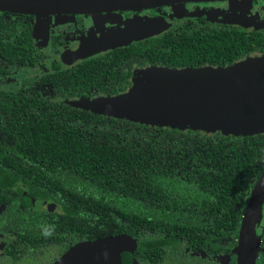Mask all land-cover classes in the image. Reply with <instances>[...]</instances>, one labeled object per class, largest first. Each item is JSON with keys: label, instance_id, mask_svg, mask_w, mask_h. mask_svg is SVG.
<instances>
[{"label": "trees", "instance_id": "1", "mask_svg": "<svg viewBox=\"0 0 264 264\" xmlns=\"http://www.w3.org/2000/svg\"><path fill=\"white\" fill-rule=\"evenodd\" d=\"M15 35L4 29L0 37L10 40ZM244 44L238 32L187 21L82 62L73 69L77 92H123L132 84L133 69L144 65H231L241 57L235 51ZM6 46L4 57H29L19 42ZM105 78L110 79L107 85ZM0 97V130L6 132L0 137V182L50 180V190L61 194L57 199L66 206V220L81 222L85 230L96 226L93 240L118 234L136 238L134 256L149 264L165 260V248L176 249L181 238L211 254H228L236 247L248 174L264 168V134L235 138L216 132L206 138L191 129L102 117L48 101L38 89ZM7 133L11 142L5 139ZM250 155L259 169L245 172L250 164L243 160ZM29 189L48 193L43 185L29 183ZM19 204L14 201L10 207L26 209ZM257 238L262 240L259 234Z\"/></svg>", "mask_w": 264, "mask_h": 264}, {"label": "flooded vegetation", "instance_id": "2", "mask_svg": "<svg viewBox=\"0 0 264 264\" xmlns=\"http://www.w3.org/2000/svg\"><path fill=\"white\" fill-rule=\"evenodd\" d=\"M226 1L228 4H223ZM228 1L229 0L187 2L185 5H176L174 9L171 6H162L142 10H123L75 15H34L0 10V35H3L4 29L8 30L9 33L14 32L16 34L15 38L12 39L10 37V40H8V37H0V96L11 95L21 89H38L42 97L48 101L62 102L71 107L86 110L102 117H110L109 115L95 113L72 104L73 101L80 100L81 98L94 99L100 96L110 97V92L101 91L99 89L87 90L88 95L86 96L77 92L76 78H74L75 73L73 69H76V66L81 65V63L86 60H91L103 54L106 55V53L109 54V52L113 50L136 45L146 39L158 36L165 31L158 35L133 41L128 45L108 49L84 58L74 59L69 63L63 61L62 56L66 51H75L88 41H97L119 28H124L133 22L144 21L146 19L173 16L172 27L170 29L183 25L188 21L195 27L213 26L222 30L229 29L233 32H238L245 44L235 51L236 53H241V57L236 59L234 63L247 57L264 55V0H253V5H249L250 2H244L242 0H236V3L231 2V4L230 1ZM218 6L225 7L228 12L240 14L239 21L231 22L229 21V17L223 18V16L210 17L203 14L191 16L186 14L195 9L216 8ZM100 16L103 17L100 18ZM102 20L104 23H99ZM18 29H20V32H18ZM16 36H18V40H16ZM20 36L22 37L20 38ZM9 41L11 44L19 42L20 47L26 49L27 53H29V57H27L25 61L18 60V56L15 59L11 56L4 57L5 48H9H7L6 43ZM148 66L150 65L134 68L130 81H132L136 69ZM28 74H30V76L26 78ZM15 75H17V77H15ZM30 80H32V82L27 84ZM109 82L110 79H106L103 85H107ZM65 86L69 87V91H64L62 89ZM50 87L52 91H50ZM2 98L3 97H0V106L2 105ZM192 132H196L198 136L201 137L206 136V138L216 134V132L208 133L199 130H194ZM2 133L6 132L0 130V137L3 136L1 135ZM258 134H264V132L252 135H224L237 138ZM5 139L11 142V135L7 133ZM187 155L186 153V156ZM243 161L246 162L247 166L250 164V167H248L245 172H249L250 169H259V165L255 164L257 159L254 160L252 155L248 156V158H245ZM252 162H254V164H252ZM13 170L14 168L10 167V171ZM263 171L264 168H262L257 175L248 174L250 182L247 187L248 195L244 200L245 206L243 208L244 211L241 221L248 205L253 186ZM29 183L37 184L38 187L41 185L45 186L48 193L45 192L43 194L41 192L38 195L31 193ZM49 183L50 180L36 181L12 179L9 181L8 179H1L0 264H53L72 248L79 246L83 242L92 241V237L97 236L98 230L96 226L91 228L88 227V229L85 230L81 222L66 220L64 214V207L66 206L57 199L61 194H54L48 186ZM14 201L20 203L19 205L21 206L26 205V209L21 212L11 209L10 205L14 204ZM241 205L243 206V204ZM239 209H241V207ZM35 212H37V216L32 215ZM222 213L227 214L225 207H223ZM62 218H64L63 224ZM257 234L262 236V240L259 242L260 246L264 248V205L262 209V219L257 225ZM180 243L181 244L176 246V249L165 248L167 256L165 260L158 264H220V261L215 257L224 254V252L211 254L207 248L190 245L184 242L182 238L180 239ZM178 248H180V254L178 253ZM202 253H206V255ZM184 254H186V256H184ZM135 258L140 264H149L142 261L140 258ZM263 258L264 250L258 251L257 264H263ZM176 259L178 261H176Z\"/></svg>", "mask_w": 264, "mask_h": 264}, {"label": "water", "instance_id": "3", "mask_svg": "<svg viewBox=\"0 0 264 264\" xmlns=\"http://www.w3.org/2000/svg\"><path fill=\"white\" fill-rule=\"evenodd\" d=\"M197 1L214 0H0V10L34 15H75L176 7ZM172 18L133 22L102 39L88 41L75 51H66L62 59L69 63L158 35L172 27ZM138 70L134 71L133 85L128 91L110 98H81L72 104L115 118L180 130H220L224 134L252 135L256 133L245 127L264 129V55L247 57L226 66H148ZM263 205L264 171L253 186L238 242L231 252L237 256V264H257V225L262 219ZM137 247V239L128 234L108 236L81 243L53 264H140L134 257Z\"/></svg>", "mask_w": 264, "mask_h": 264}, {"label": "rangeland", "instance_id": "4", "mask_svg": "<svg viewBox=\"0 0 264 264\" xmlns=\"http://www.w3.org/2000/svg\"><path fill=\"white\" fill-rule=\"evenodd\" d=\"M229 2V1H228ZM233 2H235L236 3V1H233ZM250 3H249V5H253V0H251V1H249ZM223 4H228L227 3V1L225 2V3H223ZM230 4H231V1H230ZM172 8L174 7V6H171ZM174 8H176V7H174ZM186 13V12H185ZM187 15H191V16H194V15H199V14H203V15H206V16H223V18H226V17H229L230 19H229V21H231V22H237V21H239V19H240V14H236V13H231V12H228L227 10H226V8L225 7H216V8H212V7H209V8H204V9H200V10H194V11H191L190 13L188 12V13H186ZM103 16H100V18H102ZM96 19V18H95ZM99 23H104V21L102 20L101 22H99ZM260 55H258V57H259ZM262 56V55H261ZM144 68H147V67H144ZM138 69H143V68H138ZM138 69H136L135 71H139ZM22 76V75H21ZM30 76V74H28V75H26V78L27 77H29ZM12 77V76H11ZM15 77H17V75H15ZM134 77V76H133ZM12 78H14V77H12ZM30 82H32V80H30V81H28V83L27 84H30ZM132 84L130 85V87L128 88V89H126L125 91H123V92H126V91H128L131 87H132V85H133V78H132ZM49 88V87H48ZM48 88H47V90H48ZM51 88V87H50ZM64 91H69V87L68 86H65V87H63L62 88ZM50 91H52V88H51V90ZM123 92H120V93H123ZM119 93V94H120ZM117 95V94H116ZM104 96H100V97H98V98H103ZM110 98V97H109ZM187 129H191V128H186L185 130H187ZM245 129L246 130H248L249 132H251V133H262V132H264V129H262V128H260V127H255V126H248V127H245ZM192 130V129H191ZM194 130V129H193ZM199 131H201V132H208V133H214V132H222V131H220V130H218V131H212V130H204V129H201V130H199ZM233 133H230V135H232ZM242 135H245L244 133H241ZM241 134H238V135H241ZM235 135V134H234ZM203 255L205 254L206 255V253H202ZM236 256V254L235 253H229V254H226V255H217L215 258H217V260L218 261H220V264H237V256ZM212 257V256H211ZM213 258V257H212ZM167 260L169 261V259L167 258Z\"/></svg>", "mask_w": 264, "mask_h": 264}]
</instances>
